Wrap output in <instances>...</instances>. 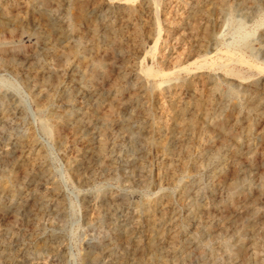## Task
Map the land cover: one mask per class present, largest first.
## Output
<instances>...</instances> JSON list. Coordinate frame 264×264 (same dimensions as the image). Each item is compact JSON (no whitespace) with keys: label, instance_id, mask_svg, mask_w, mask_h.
Masks as SVG:
<instances>
[{"label":"rangeland","instance_id":"374dc122","mask_svg":"<svg viewBox=\"0 0 264 264\" xmlns=\"http://www.w3.org/2000/svg\"><path fill=\"white\" fill-rule=\"evenodd\" d=\"M250 62L264 0H0V264H264Z\"/></svg>","mask_w":264,"mask_h":264},{"label":"bare ground","instance_id":"6f19581e","mask_svg":"<svg viewBox=\"0 0 264 264\" xmlns=\"http://www.w3.org/2000/svg\"><path fill=\"white\" fill-rule=\"evenodd\" d=\"M44 2H46V0H44ZM155 3V2H154ZM154 6H156V5H154ZM151 7V6H150ZM225 58L227 59V61H234V62H238L239 64L241 63V64H244L245 63V60L242 58V57H240L239 55H237V54H235V53H233V52H231V51H226L225 52ZM248 61H246V63H247ZM245 63V64H246ZM215 64V63H214ZM213 64V65H214ZM221 64H224V63H221ZM225 64H227V63H225ZM244 64V65H245ZM253 64V63H252ZM212 65V66H213ZM255 65V64H254ZM254 65H251V62H250V64L249 65H246V66H249V67H254V68H256L257 70H259V72H262L263 74H264V68L261 66V67H259V66H254ZM224 66H226V65H224ZM223 66V67H224ZM97 67H99V65H97ZM209 68V67H208ZM207 68V69H208ZM147 70V69H146ZM155 72H157V71H155ZM155 72H151V71H149V70H147L146 71V73L144 72V74H147V75H155V77H156V74L157 73H155ZM226 72H227V74H229V75H231V76H234V77H237V78H239L238 77V75L237 74H235V73H233V72H231V71H227L226 70ZM163 73V72H162ZM161 73V74H162ZM160 75V74H159ZM159 75H157V76H159ZM169 75V74H168ZM256 99V98H255ZM238 187H239V183H237V182H235V183H233V184H231L230 186H229V190H230V193H234V192H236L237 191V189H238ZM250 188V187H249ZM235 195V194H234ZM233 195V196H234ZM248 201V200H247ZM246 210H247V208H246ZM249 210V209H248ZM249 224V223H248ZM255 228V227H254ZM256 230V229H255ZM257 231V230H256ZM239 244L240 243H237V244H235V247L236 248H238L239 247ZM225 248H227L226 250H230L229 249V247L225 244ZM231 251V250H230ZM260 256V255H259ZM258 256V257H259ZM262 260V259H261ZM256 264H260V263H256Z\"/></svg>","mask_w":264,"mask_h":264}]
</instances>
